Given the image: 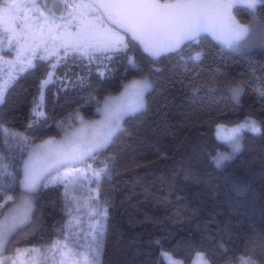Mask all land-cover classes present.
<instances>
[{
  "label": "trees",
  "instance_id": "1",
  "mask_svg": "<svg viewBox=\"0 0 264 264\" xmlns=\"http://www.w3.org/2000/svg\"><path fill=\"white\" fill-rule=\"evenodd\" d=\"M234 12L243 23L250 19L244 6ZM258 17L264 21V10ZM198 53L200 58L194 59ZM127 56L139 67L133 68L122 54L103 76L96 65L89 72L71 59L57 65L53 82L44 89L47 118L29 128L40 81L52 71L47 62L34 61L37 67L9 87L0 104V125L23 133L33 145L60 138L57 122L77 109L86 119L98 117L95 104L86 103L91 96L116 95L126 80L148 76L153 87L145 107L125 118L101 157L116 158L110 165L111 179L105 178L101 188V200L106 195L109 201L101 264H167L165 253L183 264H193L197 253L212 264H241V258L249 256L264 264V96L257 91L264 90V49H228L209 37L157 60L139 48ZM77 77H85V82ZM236 82L245 84L238 105L228 93ZM246 117L261 123V132H244L241 150L218 167L214 157L231 148L217 138V126H234ZM0 149L8 156L6 147ZM86 187L76 189L84 200L89 196ZM19 193V185L0 192V204ZM67 209L62 185L41 187L33 200L32 220L11 236L0 259L61 238ZM79 220L87 234L89 217ZM71 235L81 242L79 228Z\"/></svg>",
  "mask_w": 264,
  "mask_h": 264
},
{
  "label": "snow or ice",
  "instance_id": "2",
  "mask_svg": "<svg viewBox=\"0 0 264 264\" xmlns=\"http://www.w3.org/2000/svg\"><path fill=\"white\" fill-rule=\"evenodd\" d=\"M261 5L264 0H53L45 15L36 0H2L0 63H6L9 71L7 79H0V104L18 76L37 67L34 63L37 60L47 62L52 71L40 81L39 100H34L29 128L39 124L40 118H47L43 110L44 89L53 82L57 65L69 59L79 61L89 72L96 65V71L103 76L122 54L133 68H138L135 59L127 56L134 48L153 60L180 54L185 47L209 37L230 49L264 48V21L258 17V11L264 10L260 9ZM238 6L249 11L247 23L237 19L234 9ZM53 9H59L61 14L57 16ZM30 12L38 14L30 15ZM5 42L6 53L2 47ZM5 56L13 58L5 60ZM199 58L198 53L194 59ZM77 80L83 84L85 77ZM120 88L116 95L91 96L86 102L95 104L98 119H86L77 109L58 121L57 128L63 133L59 140L51 137L33 145L23 133L0 125V146L8 151L6 156L0 149V192L16 185L20 188L19 196H8L0 204L3 209L11 202L7 213L0 214V249L32 220L33 200L41 187L62 185L69 215L61 229V238L43 248L17 249L7 261L0 259V264H101L109 203L106 195L101 200V188L105 178L111 179L110 165L116 159L113 156L101 160V157L122 130L125 118L145 107V95L152 83L142 76L126 80ZM257 91L264 96V90ZM228 93L238 105L245 94V84H230ZM244 132L259 134L261 123L246 117L231 128L217 126V138L231 148L230 153H218L214 157L218 167L241 150ZM96 162L101 166L94 167ZM85 187L89 193L86 200L76 194L77 188ZM85 211L90 221L87 234L79 227V217ZM77 228L81 236L79 243L71 235ZM260 245L264 247V239ZM203 264L212 261L206 258ZM241 264H256V261L250 256L242 257Z\"/></svg>",
  "mask_w": 264,
  "mask_h": 264
},
{
  "label": "rangeland",
  "instance_id": "3",
  "mask_svg": "<svg viewBox=\"0 0 264 264\" xmlns=\"http://www.w3.org/2000/svg\"><path fill=\"white\" fill-rule=\"evenodd\" d=\"M36 2H37V4H38V6H39V10L40 11H44V13H45V15H47L48 14V8H51L52 7V5H53V0H36ZM45 5H47V7H45ZM54 11H56V14H57V16H59L61 13H60V10L59 9H53ZM30 15H37L38 13L37 12H30L29 13ZM260 20V19H259ZM261 21V20H260ZM221 44V43H220ZM222 45V44H221ZM223 46V45H222ZM2 47H3V50H4V52L5 51H8V45H7V42H5L3 45H2ZM224 48H227V47H225V46H223ZM228 49H230V48H228ZM255 49H264V48H261V47H257V46H252V47H244V48H239V49H233V50H238V51H251V50H255ZM13 58V56H5V60H8V59H12ZM8 71H9V68H8V65L6 64V63H0V77H1V79H7V73H8ZM148 77V76H147ZM149 78V77H148ZM149 80L151 81V79L149 78ZM151 83H152V81H151ZM152 87H153V83H152ZM152 89V88H151ZM150 89V90H151ZM149 90V91H150ZM146 95H147V93H146ZM146 95H145V101H146ZM146 105V104H145ZM99 117H97V118H95V119H98ZM17 120H19L18 119V117L16 118ZM4 121V123H6V124H10V125H12L13 127L16 125L15 123H14V120H12V121H8L7 119H5V120H3ZM23 122V120L22 121H17V123H19V124H21ZM15 124V125H14ZM18 126V125H17ZM227 128H231L232 126H226ZM61 138V137H60ZM60 138H56L57 140H59ZM42 143V142H41ZM38 144H40V143H38ZM87 186V185H86ZM87 199V198H86ZM85 199V200H86ZM8 210V209H7ZM7 210H6V212L4 213V214H6L7 213ZM86 212V211H85ZM87 213V212H86ZM86 218H88L89 216H88V214H83ZM2 218V217H1ZM33 248V247H32ZM3 251H4V249H0V257H1V255H2V253H3ZM165 259H166V262H167V264H173V262L174 261H180V262H182L181 260H179V259H176V258H174V257H172L170 254H167V253H165ZM205 258H204V256H198L197 255V257H196V259H195V261H194V263L193 264H203V260H204ZM182 264H183V262H182Z\"/></svg>",
  "mask_w": 264,
  "mask_h": 264
}]
</instances>
